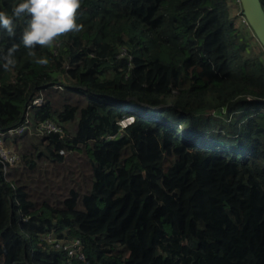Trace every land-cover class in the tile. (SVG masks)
Segmentation results:
<instances>
[{
	"label": "trees",
	"instance_id": "16d2710c",
	"mask_svg": "<svg viewBox=\"0 0 264 264\" xmlns=\"http://www.w3.org/2000/svg\"><path fill=\"white\" fill-rule=\"evenodd\" d=\"M77 20L32 54L25 18L13 36L0 28V57L16 45L0 67V131L43 96L34 127L63 131L44 134L46 154L82 146L91 166L86 194L35 210L0 160V264H264V49L243 56L228 0H81ZM51 90L86 101L57 108ZM71 240L75 255L56 246Z\"/></svg>",
	"mask_w": 264,
	"mask_h": 264
},
{
	"label": "rangeland",
	"instance_id": "374dc122",
	"mask_svg": "<svg viewBox=\"0 0 264 264\" xmlns=\"http://www.w3.org/2000/svg\"><path fill=\"white\" fill-rule=\"evenodd\" d=\"M228 4L234 26L236 29H241L242 36L247 43V49L243 51V56L247 58L260 56L263 52L262 46L254 37L249 26L243 21V15L236 0H228ZM56 92L51 90L47 94L45 92L44 96L57 108L68 102H82L80 104L82 105L86 101L85 97L79 94L71 95V93L62 90ZM131 123V121H127L125 124L128 126ZM70 127L71 124L64 125V128L69 129ZM150 140V150L157 151L160 147L158 141L152 137ZM46 145L43 134L39 135L35 129H31L30 132L21 136L9 137L6 144L20 156V161L10 168L5 180L11 182L15 187H22L28 198L34 203L35 210L43 209L42 207L46 204L62 208L63 202L70 197L72 190L83 195L91 187V166L85 147L81 146L76 150L60 152L63 161L55 162L46 154ZM32 164L34 167H31ZM78 209H82L81 203L78 205Z\"/></svg>",
	"mask_w": 264,
	"mask_h": 264
},
{
	"label": "clouds",
	"instance_id": "9594fccd",
	"mask_svg": "<svg viewBox=\"0 0 264 264\" xmlns=\"http://www.w3.org/2000/svg\"><path fill=\"white\" fill-rule=\"evenodd\" d=\"M80 3L81 0H16L10 12L0 9V28L9 36H13L16 28L15 20L25 18L26 23L20 39L32 54L37 45H49L60 34L78 31L81 28L77 20ZM15 48L16 45H13L0 57L2 60L0 67L8 69L16 63ZM35 62L44 65L48 63V59L39 56Z\"/></svg>",
	"mask_w": 264,
	"mask_h": 264
},
{
	"label": "built area",
	"instance_id": "2783aa9c",
	"mask_svg": "<svg viewBox=\"0 0 264 264\" xmlns=\"http://www.w3.org/2000/svg\"><path fill=\"white\" fill-rule=\"evenodd\" d=\"M243 21L249 26L248 21L246 18L243 16ZM45 103L43 96H36L31 105L29 106V111L26 115L25 121L22 125L10 129L7 132H1L0 131V160L3 162V177L6 179V175L9 173L10 168L15 166L19 161H20V156L16 154L14 151H12L10 148L6 146V139L9 137H14V136H21L25 134L28 131H31V129H35L39 135L44 136V134H50V133H57V134H62V127L55 122L51 120H47L44 122L39 123L36 128L32 127V122L30 120V115L32 112V109L35 107H40ZM260 115H264V107L260 109L259 111ZM127 121L133 122V118H127L125 119ZM125 120L120 122L121 128L124 127L126 128L127 125L125 124ZM124 123V124H123ZM122 128V129H124ZM64 151H61L63 153ZM58 249H61L65 252H68L70 256L77 254L81 250V242L80 240H71L70 242L67 243H61L56 245ZM80 260H84V255H79Z\"/></svg>",
	"mask_w": 264,
	"mask_h": 264
},
{
	"label": "water",
	"instance_id": "95a60500",
	"mask_svg": "<svg viewBox=\"0 0 264 264\" xmlns=\"http://www.w3.org/2000/svg\"><path fill=\"white\" fill-rule=\"evenodd\" d=\"M242 15L264 49V7L261 0H239Z\"/></svg>",
	"mask_w": 264,
	"mask_h": 264
},
{
	"label": "crops",
	"instance_id": "0c3cea01",
	"mask_svg": "<svg viewBox=\"0 0 264 264\" xmlns=\"http://www.w3.org/2000/svg\"><path fill=\"white\" fill-rule=\"evenodd\" d=\"M30 120H31V122H32V127H34V121H33V119H32V112H31V115H30ZM28 132H30V131H28ZM7 141H8V138L6 139V143H7Z\"/></svg>",
	"mask_w": 264,
	"mask_h": 264
},
{
	"label": "bare ground",
	"instance_id": "6f19581e",
	"mask_svg": "<svg viewBox=\"0 0 264 264\" xmlns=\"http://www.w3.org/2000/svg\"><path fill=\"white\" fill-rule=\"evenodd\" d=\"M126 122H127V121H126ZM126 122H125V123H126ZM123 124H124V123H123Z\"/></svg>",
	"mask_w": 264,
	"mask_h": 264
}]
</instances>
